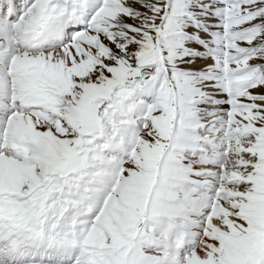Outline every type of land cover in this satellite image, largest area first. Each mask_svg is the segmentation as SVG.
I'll return each mask as SVG.
<instances>
[{"label":"snow or ice","instance_id":"obj_1","mask_svg":"<svg viewBox=\"0 0 264 264\" xmlns=\"http://www.w3.org/2000/svg\"><path fill=\"white\" fill-rule=\"evenodd\" d=\"M0 264H264V0H0Z\"/></svg>","mask_w":264,"mask_h":264}]
</instances>
